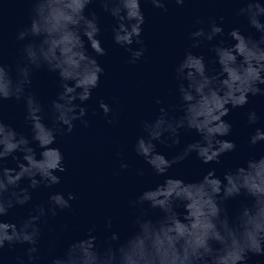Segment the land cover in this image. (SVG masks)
<instances>
[{
    "label": "clouds",
    "instance_id": "9594fccd",
    "mask_svg": "<svg viewBox=\"0 0 264 264\" xmlns=\"http://www.w3.org/2000/svg\"><path fill=\"white\" fill-rule=\"evenodd\" d=\"M94 2L115 19L113 41L129 53V63H136L146 50L141 39L145 23L141 0H31L29 22L16 34V41L22 42L21 62L13 69L0 58V258L5 248L27 246L23 255L14 258V264H36L41 259L42 218L70 209L71 201L76 199L71 192L66 196L53 192L47 207L35 205L18 224L3 219L10 209L29 204L30 189L60 184L57 173L66 168L62 151L54 146L57 136L72 132L76 121L88 126L83 119L87 114L83 105L91 99L104 69L89 54L85 40L97 56L107 54L98 39L99 17L95 11L85 14ZM167 2L150 0L155 8L165 11ZM184 2L175 0L177 5ZM243 4L238 14L260 33L259 39L233 28L227 35L234 43L225 44L221 39L210 49L219 66V71L211 74L204 55L186 51L174 70L180 99L177 110L181 114L172 115L160 107L154 119L141 122L143 134L137 137L134 151L165 179L155 188L142 191L129 204H147L159 215L154 218L143 211L133 230L123 238L111 231L101 241L93 225L60 255L52 257L50 264H248L250 255L264 257V155L226 170L223 179L216 176L214 168L194 182L167 175L173 165L192 153L209 165L219 164L224 154L234 152L236 143L221 139L232 132L231 123L224 118L231 109L247 105L249 95L264 96V4L260 0H243ZM220 19L223 21V17ZM223 35L224 28L213 20L207 31L200 28L191 33V48ZM134 43L140 47H132ZM42 68L59 77L60 91L50 102L51 124L45 122L44 105L29 91L34 73ZM7 100L24 102L30 139L5 123L2 108ZM155 103L160 105L162 101L156 99ZM99 108L105 117L112 112L104 101L99 102ZM247 116L249 124L257 123L254 110ZM182 130H194L200 139L187 144L171 159L157 151V142L168 147L179 145ZM262 141L264 129L256 128L249 144L255 146ZM10 157L16 161L15 168L6 166ZM120 167L127 169L129 165L121 162ZM139 174L143 175V170ZM25 180L28 185L22 187ZM237 198H242L240 206L230 214L226 202ZM105 227L112 229L111 219Z\"/></svg>",
    "mask_w": 264,
    "mask_h": 264
}]
</instances>
